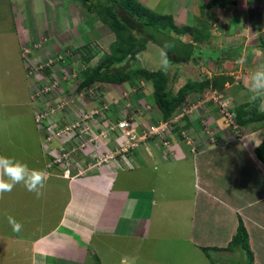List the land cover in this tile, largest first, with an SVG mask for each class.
<instances>
[{
    "label": "rangeland",
    "instance_id": "obj_1",
    "mask_svg": "<svg viewBox=\"0 0 264 264\" xmlns=\"http://www.w3.org/2000/svg\"><path fill=\"white\" fill-rule=\"evenodd\" d=\"M138 2L147 10L149 9L157 14L171 15L179 29L175 34L180 38L182 37L181 39L184 42H189L191 37L186 34L188 31L185 33L180 28L186 27L187 24L201 27L198 20L199 22L206 21L200 32V38L210 34L206 39H202L203 41L208 40L207 42H194L195 50H200V53L204 54L202 58L193 59L191 63L185 65L168 61L167 71L172 76L174 90H177L188 80L202 83L198 90L196 88L192 89L186 95L185 100L174 112L171 121L173 129L175 126L173 121H177L176 124L183 126L189 121L190 126H196L198 129L196 137L189 136V138L182 140L180 138V128H175L173 136H175L174 139L179 141L176 142L178 144L176 146L181 150L189 148L193 154H197L198 151L209 148V145L218 143L220 149L224 150L222 155L231 147L233 152L241 153L239 157L242 158L245 155L244 148L235 145L239 143L238 141H232L237 137L236 132L241 131L247 136H251L252 143L255 142L254 144L264 140V118H257L244 127L236 124L237 128L230 124L231 115L237 112V108L241 106L247 107L249 113L257 116L262 112L264 113L258 107L261 103L260 100L255 103L250 102L251 93H249L247 87L249 74L259 65L264 64V0H225L222 6H212L213 0H138ZM110 5L111 2L108 0H86V2L84 0H0V26L10 27L9 29H11L0 30V57H7L11 52L17 50L19 45L15 43V37L5 33L13 31V27L19 24L25 67L28 62H32L33 65L30 73H27L29 75L27 77L28 80L30 77V80L34 81V86L31 89L34 116L39 107L42 105L45 107V101H42L39 97L48 95L53 99L61 98L72 115L77 116L84 108H90L94 106L93 103L100 102L99 99L102 100L103 98L101 102L107 101L106 96H109L111 97L110 103L117 105L118 111L131 117V123L134 124L135 117L142 108L141 106H148L145 97L149 96L151 103H153L151 106L154 108L147 109L148 112L143 111L139 118L147 123L154 120L158 108L153 98L152 82L145 77L135 75L130 80L117 83V85L101 82L102 80L93 83L91 86L84 87L81 85L88 67L94 69L97 65H100L102 67L101 71L109 66V68H113L121 65H128L129 68L134 69H148L150 62L145 57L147 56L146 53L149 52V54L154 55L152 53L157 54L158 52L154 49V45L147 42V48L145 47L143 50L130 55L129 50L131 49L129 48L135 49L136 44L144 40V37L140 34L137 35V30L133 28V23H136L135 17H128V14L121 8L118 14L123 21L131 22L129 24H132V34L129 35L128 32H123L120 36V34L115 33L112 30V24L107 20L106 9ZM10 19L11 21L7 22ZM258 19L259 22H257ZM131 36H134L133 43ZM147 36L152 37L148 34ZM7 37H10V39ZM156 48L160 47L156 45ZM120 51L122 53L128 51L126 53L127 58L125 57L126 59L122 61L118 60V55L121 54ZM85 56H90V60H85ZM111 56L115 57L114 62L108 59ZM218 56L220 57L218 58ZM158 59L160 60L159 65H157L159 67L164 56H159ZM215 61L219 64H216ZM8 65L18 64L10 62ZM8 65L0 63V74L2 69ZM220 77H222L221 80ZM0 92H3V89L0 88ZM96 92H101V95L97 97ZM109 92L113 95L116 93L117 98L107 94ZM112 108L114 109L113 106ZM137 133L133 134L131 141L138 143V151L142 153L147 147L149 148V155L158 154L157 146L162 139L155 138L152 132L143 129L138 130ZM143 135L147 138H143ZM139 136H142L140 141ZM197 136L200 142L195 141ZM229 137L231 138L226 140ZM245 140L248 141L247 137H245ZM263 144L264 141L261 145ZM122 145L123 143L118 141V150H122ZM176 152L179 153L178 148H176ZM121 153H118V158ZM217 154L218 152L215 155ZM251 154L256 159L257 152ZM253 157L249 159L247 156L244 157L240 161V165L238 167L234 166V168L228 163H224V167L229 172L228 177L235 176L239 183L250 185L256 183L252 179L257 180L255 178L261 175V171L250 174L247 169L249 166H245L248 160L253 161ZM218 159L222 161L220 157ZM139 161L138 158L135 160L136 163H139ZM225 175H227V172L222 178L228 182L229 180ZM242 175L250 180L245 182L240 177ZM179 177L183 176L180 175ZM189 177L192 178L191 174ZM230 180L232 179L230 178ZM152 184H155V181ZM165 186L175 187L174 192L176 194H179L183 189V187L181 189L177 187L178 181L176 179L167 185L165 184ZM185 188L189 189L187 185ZM252 191L253 196L258 193V191ZM169 193L171 192H162L164 195ZM225 194L230 196L232 193L227 191ZM195 197L187 196L186 201L191 200L186 203L188 206L187 212L185 210L183 212L179 211L180 206L176 205L175 208L171 207L168 216L164 217V226L160 221H156V227L164 229V234L161 235V232L150 236L145 242H137V256L150 257L156 251L159 257L155 261H158V264H201L203 257H206L202 252H205L204 248L208 247L217 264H244L245 262L255 264V261L253 263L248 261L241 249L234 252L221 251L215 254V249L209 244H198V242L189 240L188 236L191 234L190 229L195 214V206L193 207ZM173 198L175 199L176 196H173ZM190 208H193V210ZM202 208H205L206 212L197 215V217L204 216V218L202 220L198 219L201 222L197 224L196 230H199L198 237L205 239L204 241L208 243V241L211 242L210 239L215 237L216 233L214 232L218 226L213 224V207L208 218L206 204H203ZM237 212L240 213H236L237 217L244 215L242 210ZM229 219L228 217V221ZM254 227H256V231H260L257 226ZM217 232L219 239L223 236L226 237L227 230L225 227L217 230ZM257 239L255 242L260 241V238ZM95 242L101 243L102 239H97ZM217 244L214 247L222 248L226 246H223L222 243ZM260 246L262 248L255 245L254 248L253 246L250 247L254 251L257 264H260V258L264 259V240L260 241ZM195 247L201 252L194 253ZM256 251L259 252V255L256 254ZM204 260L205 263L202 264H210L207 259ZM86 264H90L89 260Z\"/></svg>",
    "mask_w": 264,
    "mask_h": 264
},
{
    "label": "crops",
    "instance_id": "obj_2",
    "mask_svg": "<svg viewBox=\"0 0 264 264\" xmlns=\"http://www.w3.org/2000/svg\"><path fill=\"white\" fill-rule=\"evenodd\" d=\"M9 21L11 19L7 20ZM202 23L199 24L203 26ZM19 26L18 24L13 27V31L5 33L15 37V43L19 45L17 50L7 57H0L1 64H18L4 67L0 74V88L3 89L0 92V155L15 157L29 168L44 170L48 179L39 197L28 192L22 184H17L11 192L0 196V264H86L88 260L90 264H158L155 261L159 257L156 251L150 257L137 256V242H145L150 236L161 232V235L164 234V229L156 227V221L164 226V217L176 205L180 206L179 211L187 212L186 203L191 201H186L187 196H196L193 204L195 214L192 212L194 218L191 234L188 236L191 242L210 246L218 245L217 243L227 245L236 233L237 214H240L237 211L242 210L244 215L241 214V217L249 232L250 245L253 248L254 245L262 248L260 241L264 240V163L258 158L255 159L249 148L252 145L253 149L263 140L254 144L249 135L248 141L238 140L241 144H235L244 148L245 155L242 158L239 157L241 153L233 152L231 147L222 155L224 150L220 149L218 143L209 145V148L202 149L197 154H193L189 148L179 149V157L166 158L162 153L164 150H158V154L154 155H149V150H144L138 157L140 161L135 168L119 170L116 173H110L108 169L105 170L108 173H104L93 168L81 178L72 181L63 178L58 166L51 164L42 148L43 134L36 126L31 97L34 81L27 77L29 75L22 55V34ZM9 28L0 26L2 31ZM170 31L172 36L180 37L176 36V31ZM186 34L191 37L188 43L195 45L194 42H199L193 40L194 36L189 31ZM207 37L209 35L204 39ZM11 41L14 43L12 38ZM148 42L158 51V56L149 52L145 56L143 53L150 62L148 69H159L161 66H157L160 62L158 58L164 56V51L159 45L160 48H156L157 44L153 41ZM215 63L219 64L217 61ZM106 83L117 85L113 82ZM107 94L113 95L111 92ZM106 97L111 100V97ZM113 97L117 98V94ZM145 98L146 103L151 104L149 96ZM246 156L248 159L253 157V161L248 160L249 165L245 164L246 167L249 166V173L261 171V175L255 178L257 180L252 179L256 182L253 185L239 183L235 176L228 177L229 172L223 165L228 163L232 168L238 167ZM225 172L228 182L222 178ZM190 174L192 178L189 177ZM180 175L184 178L179 177ZM240 177L245 182L250 180L244 178V175ZM175 179L178 181L177 187H183L179 194L174 192L175 187L165 186ZM153 181L155 184H152ZM186 185L189 189L185 188ZM252 190L258 193L253 196ZM227 191L232 194L227 196ZM162 192L171 193L164 195ZM203 204L207 206V218L213 207V224L218 226L217 230L225 227L226 237L219 239L217 230L214 232L215 237L210 239L211 242L206 243L205 239L198 237L199 230H196V226L204 216L197 215L206 212L202 208ZM9 215L22 224L21 231L13 232L7 220ZM254 226L260 228V231H256ZM257 238L260 241L255 242ZM97 239H102V242H95ZM196 252L201 251L196 248L194 253ZM202 254L206 255L205 252ZM206 257H203L202 263L207 259L212 264L207 255ZM260 259V264H264V259ZM254 261L257 264L256 258Z\"/></svg>",
    "mask_w": 264,
    "mask_h": 264
},
{
    "label": "trees",
    "instance_id": "obj_3",
    "mask_svg": "<svg viewBox=\"0 0 264 264\" xmlns=\"http://www.w3.org/2000/svg\"><path fill=\"white\" fill-rule=\"evenodd\" d=\"M111 2V5L107 7V20L112 24V30L115 33L121 34L123 32H128L129 35L132 34V24L129 22L123 21V19L119 16L120 8L123 9L128 17H135L136 23L134 24V29L137 30V35L140 34L144 37V40L137 43V47L129 48L130 55L131 53H135L136 51H141L146 47V43L148 41H153L160 47H162L164 53H166L167 60L172 63H191L192 60L197 58H202L204 54L200 53L201 51L195 50V46L192 43L183 42L180 37L172 36V32L170 30H174L178 32V28L174 23L173 17L171 15H162L152 12L151 10H147L138 0H108ZM225 0H213L212 6H222ZM86 2V0H84ZM208 5V4H207ZM140 17V18H139ZM129 19V18H128ZM134 20V21H135ZM203 22V23H202ZM131 23V22H130ZM202 23L201 27H197L196 25L190 26L185 25L186 27L180 28L184 32H191L194 36V41H200L203 38H200V32L206 23L204 21H200ZM134 30V31H135ZM210 33V29H209ZM151 35L152 37H146V35ZM184 34V33H183ZM210 36V34H209ZM132 43L134 42V36H131ZM137 41V40H136ZM119 46V45H118ZM122 48V47H120ZM125 51L118 55V60L122 61L126 59ZM122 55V56H121ZM211 56V55H209ZM126 57V58H125ZM171 57V58H170ZM216 59L215 57L211 56ZM220 56H218L219 58ZM87 60L90 59V56L85 57ZM173 58V59H172ZM111 62H114L115 57L111 56L108 58ZM117 61V62H119ZM110 67V66H109ZM102 70L100 65H97L94 69L88 68L86 70L85 79L81 82L82 86H87L95 81H107V82H117L121 83L123 81L130 80L133 76H142L151 80L154 85L153 98L161 111L162 117L165 119L170 118L174 115V112L181 105V103L185 100L186 95L190 93L192 89L198 90V87L202 85V83H198L195 80H188L182 86H180L177 90L173 89L172 84V76L168 71L155 69H147V68H129L128 65H121L120 67H113ZM129 68V69H128ZM136 76V77H137ZM213 76V75H212ZM210 76V77H212ZM223 77V76H222ZM222 77L219 79L221 80ZM257 118H264V113L262 112L259 116L249 113V110L245 107L237 108L236 119L240 125H247V123L256 120ZM186 123H190L187 121ZM188 125H185L187 127ZM109 145L114 148L116 145L113 141H109ZM258 157L264 162V144L261 145L258 149H256ZM118 158V154L116 155ZM121 164H118V171L126 169L127 157L125 154H121L118 158ZM130 161V159H129ZM131 162V166H132ZM127 168H130V165H127ZM250 239L247 230V226L243 220V217H238V225L236 228V233L233 236L232 240L222 248L213 247L215 249V254L220 253L221 251L234 252L236 250L241 249L243 251V255H245L249 262L254 261V252L250 248ZM207 250V251H206ZM204 251L208 258L211 260L212 264H217V261L212 257V253L208 247L204 248ZM220 255V254H218ZM247 261V262H248ZM244 264H247L246 262Z\"/></svg>",
    "mask_w": 264,
    "mask_h": 264
},
{
    "label": "clouds",
    "instance_id": "obj_4",
    "mask_svg": "<svg viewBox=\"0 0 264 264\" xmlns=\"http://www.w3.org/2000/svg\"><path fill=\"white\" fill-rule=\"evenodd\" d=\"M85 60H87V59L85 58ZM89 60H87V61H89ZM31 63L32 62H28L26 67H25L27 72H29V73L31 71V67L33 66ZM168 66H169L168 65V60H167V56H166V53H165L163 62L161 64V70L167 71ZM88 68H90V67H88ZM88 68H86V70ZM95 82H97V81H95ZM95 82H92L91 84H89L87 86H91ZM101 82H107V81H101ZM110 83H112V82H110ZM113 83H117V82H113ZM152 86H153V92H154L153 83H152ZM84 87H86V86H84ZM247 87H248L249 93H251V95L249 97L250 102L255 103L257 100H260L261 103L258 106L259 110L260 111H264V64L259 65L253 72H251L249 74ZM96 93H97V97H99L101 95V92H96ZM48 97H49V100H48ZM39 98L42 101H45L44 105L47 104L49 106H53V105H55V103L63 102V99H61V98L57 97V98L53 99V98H50V96H48V95L45 96V97H39ZM102 100H103V98H102ZM102 100L99 99L100 102L93 103L94 106H92L90 108H84V110H82L79 114H77V116H73L72 113L70 112V109L68 107H66V105H65V111L62 112V113H57V116L55 114L54 115V120L57 122V124L59 126H64L67 123H70L72 121H76L78 118H81L83 113H93L94 114L95 110H97V109L100 110V108L103 105H105V104L108 105L107 114L113 120H115V121L116 120H120L122 118V116L125 115V113H121L120 111H118V106L115 105V104H111L110 100L101 102ZM147 105H148L147 107H143L145 105L141 106L142 108L139 111V114L137 115L138 118H139V115L143 113V111L148 112L147 109L154 108V107L151 106V105H153V103H151V104L148 103ZM112 106L114 107V109L112 108ZM157 108H158V106H157ZM99 112H101V111H99ZM99 114L100 113H97V114L95 113V115H99ZM34 118H35V116H34ZM172 118H173V115L170 118H167V119L162 117L161 111L158 108V112H156V116L153 118L154 120L152 122L147 123L144 120L139 118L140 122L135 121V123L133 124L134 127L136 128L135 134H138L137 133L138 130H141V129L145 130V126L146 125L153 124L155 126H161L160 136L155 135V138L158 137V138L162 139L161 143H158L157 151L158 150H160V151L164 150V152H162V153L164 154V157H166V158L167 157H178L177 152H176V148H177L176 145H178V144L176 142H179V141H177V139H174L175 136H173L174 133H175V130H174L175 128H177V129H178V127L180 128L179 129L180 130V134H181L180 138L182 140H184L186 138H189V136H192L193 138H195L196 134H197V131H198L196 126H193V125L190 126L189 123H185L184 126H183V125H180V124H176L177 121H173V122H175V126H174V129H173L172 124H171V121L173 120ZM35 122H36V120H35ZM131 122H132V120H131ZM230 124H232V126H236L237 128H238L237 125H240L237 122V119H236V112H234L231 115ZM185 125H188V126L185 127ZM36 126H37L38 130L41 131L42 134H43L42 148H43L44 153L46 155H48L49 161L51 162L52 161V157L49 155L48 151L43 146V142H44V139H45L44 131L39 129L37 123H36ZM164 127L166 129H164ZM241 127H244V126L241 125ZM184 128H186L187 130L184 129ZM116 134L117 133H113L108 138V146L110 148H112V150H114V149H116V147H118V145L116 144V141H115ZM118 135H119V130H118ZM236 135H237V137H235L232 141L245 140V137L248 138V136L246 134H244L243 132H241V131L240 132H236ZM139 137H141V136H139ZM229 138H231V137H229ZM198 139H199V137L197 136L195 141L200 142V141H198ZM110 140L113 141L116 144V145H114V148L111 145H109V143H110L109 141ZM140 140H142V139L139 138V141ZM129 142H130V144L132 143V141H129ZM148 142H149V140H148ZM238 142H239L238 144H241L240 141H238ZM262 142L259 143L258 145H256L253 149H252V147L249 148V149L252 150V151L249 150L250 153L256 152V149H258L261 146ZM58 143L59 142L57 140H55V141H53L51 143L50 146H55ZM137 146H138V143H137V145H134L133 147H130L129 151H127V152L126 151L122 152L123 148H122V150L121 149L118 150V153L122 152L121 154H125L126 157H127L126 169H127V165L128 164L130 165V168H135V166L137 165L136 162H135V158L136 157L137 158L140 157V154H141L138 151ZM120 148H121V146H120ZM178 149H180V148L178 147ZM145 150L148 151L149 148L145 147ZM142 153H144V151ZM80 154L81 153H79L78 155H80ZM129 154H130V156H129ZM255 155H256V153H255ZM257 157H258V155H257ZM81 159H82V161H84V165L87 166L86 163L90 160L88 155L87 154L82 155ZM129 159H130V161H129ZM258 159L261 162H263L259 157H258ZM131 162H133L132 166H131ZM93 168H97L98 170H100L98 167H93ZM93 168H91V169H93ZM58 169H59L60 174L63 176V178L69 179L71 181L74 180V179L83 177V176H81V177H70V176H67L66 177V176L63 175V171L59 167H58ZM91 169H89L86 172V175L88 173H90ZM106 169L110 170V173H112V172L116 173V171H118V167H115V168H110V167L108 168L107 167V168H104L103 170H100V172L108 173V172L105 171ZM47 179H48V177H47V175H46L44 170L36 169V168H29L26 163L20 161L19 159H16L15 157L7 156V155H0V196H2L6 192H11L13 190V188L17 184H22L28 192L34 193L37 197H39L40 195H42V189L44 188L45 182H46ZM7 220H8V223L11 225L13 232L21 231L22 224L19 223L14 217L9 215V216H7ZM248 234H249V232H248ZM250 247H252V246H250Z\"/></svg>",
    "mask_w": 264,
    "mask_h": 264
},
{
    "label": "built area",
    "instance_id": "obj_5",
    "mask_svg": "<svg viewBox=\"0 0 264 264\" xmlns=\"http://www.w3.org/2000/svg\"><path fill=\"white\" fill-rule=\"evenodd\" d=\"M102 109V110H101ZM65 111V103H55L53 106L45 105L38 108L35 120L39 129L44 131L45 139L44 148L52 157L51 164L58 166L64 176L81 177L86 172L98 167L100 170L104 168H115L121 164L116 155L118 147L112 150L108 146V138L113 134L116 144L122 142L123 151H129L130 147L137 145V142L129 141L133 138L136 128L131 124V117L123 114L120 120H113L107 114L108 105H103L100 110L97 109L93 113H83L81 118L76 121L59 126L54 120V115ZM101 111V112H99ZM95 113H100L95 115ZM140 122L138 117H135ZM161 126L153 124L146 125L144 131H150L154 135L160 136ZM164 129H166L164 127ZM119 130V135H118ZM143 138H147L143 135ZM142 139V136L140 137ZM59 143L50 146L53 141ZM81 153L80 155H78ZM87 154L90 160L84 165L81 156Z\"/></svg>",
    "mask_w": 264,
    "mask_h": 264
},
{
    "label": "bare ground",
    "instance_id": "obj_6",
    "mask_svg": "<svg viewBox=\"0 0 264 264\" xmlns=\"http://www.w3.org/2000/svg\"><path fill=\"white\" fill-rule=\"evenodd\" d=\"M225 155V154H224ZM253 172V171H252ZM199 213V212H198ZM258 240V239H257Z\"/></svg>",
    "mask_w": 264,
    "mask_h": 264
}]
</instances>
